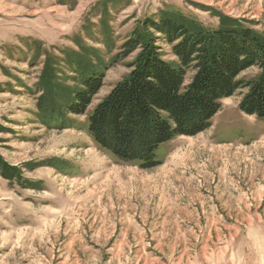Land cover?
<instances>
[{"label": "rangeland", "instance_id": "374dc122", "mask_svg": "<svg viewBox=\"0 0 264 264\" xmlns=\"http://www.w3.org/2000/svg\"><path fill=\"white\" fill-rule=\"evenodd\" d=\"M149 18L264 38V0H0V264H264V120L240 110L245 92L205 132L162 145L151 169L88 134ZM94 74L101 89L71 112Z\"/></svg>", "mask_w": 264, "mask_h": 264}, {"label": "trees", "instance_id": "16d2710c", "mask_svg": "<svg viewBox=\"0 0 264 264\" xmlns=\"http://www.w3.org/2000/svg\"><path fill=\"white\" fill-rule=\"evenodd\" d=\"M160 36L176 63L163 59ZM136 52L131 73L88 119L89 136L119 161L158 166L162 145L208 130L222 101L238 91L245 92L240 110L264 120V38L251 27L193 30L172 19L149 18L123 44L119 59ZM252 68L259 70L255 78L240 77ZM101 87L102 75L85 78L71 112L84 115Z\"/></svg>", "mask_w": 264, "mask_h": 264}]
</instances>
